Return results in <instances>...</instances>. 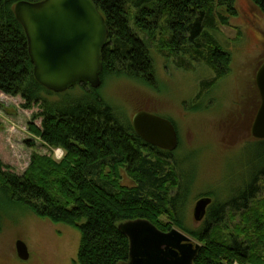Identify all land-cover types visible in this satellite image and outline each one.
<instances>
[{
    "label": "trees",
    "instance_id": "trees-1",
    "mask_svg": "<svg viewBox=\"0 0 264 264\" xmlns=\"http://www.w3.org/2000/svg\"><path fill=\"white\" fill-rule=\"evenodd\" d=\"M17 1L0 0V93L19 96L23 109L37 106L31 119H40V125L30 122L28 131L63 154L55 160L34 152L21 174L0 168L3 194L38 218L78 231L74 264L126 262L128 240L117 224L133 219H146L161 231L173 226L196 240L200 247L192 264H264V192L259 194L264 169L235 196L211 201L196 229L186 228L184 194L174 167L163 158L170 152L145 143L97 96L69 106L48 102L53 92L33 77L26 37L13 13ZM93 2L108 30L100 80L114 74L154 86L151 46L179 67L187 69L189 59L213 72L196 96L228 73L230 54L210 31L228 26L237 13L234 0ZM250 2L264 14V0ZM121 171L131 185L121 182Z\"/></svg>",
    "mask_w": 264,
    "mask_h": 264
},
{
    "label": "rangeland",
    "instance_id": "rangeland-1",
    "mask_svg": "<svg viewBox=\"0 0 264 264\" xmlns=\"http://www.w3.org/2000/svg\"><path fill=\"white\" fill-rule=\"evenodd\" d=\"M234 6L237 13L229 18L228 26L210 31L230 54L229 71L199 96L200 82L212 78L213 72L189 59L187 69L179 67L152 46L154 86L123 75L103 74L96 88L77 84L46 96L48 102L60 106L89 102L97 96L122 124L131 123L132 115L141 110L170 120L178 143L163 158L177 174L185 202L182 222L188 229H196L203 220L192 218L197 198L209 196L214 203L224 202L264 169V139L250 135L259 105L254 76L264 62V14L250 0H234ZM22 102L19 96L0 93V168L15 174L22 173L34 152L55 160L61 158L55 153L63 154L60 148L44 146L30 134L28 123L40 125V119H31L39 108L23 109ZM27 140L33 145L26 144ZM120 174L123 184H132L123 171ZM259 184L263 186L261 194L264 179ZM16 240L24 242L27 259L17 257ZM78 241L75 229L38 218L0 190V264H74Z\"/></svg>",
    "mask_w": 264,
    "mask_h": 264
},
{
    "label": "water",
    "instance_id": "water-1",
    "mask_svg": "<svg viewBox=\"0 0 264 264\" xmlns=\"http://www.w3.org/2000/svg\"><path fill=\"white\" fill-rule=\"evenodd\" d=\"M13 13L23 28L37 83L53 93L77 84L100 85L101 51L108 30L93 0H19ZM254 83L259 105L250 135L264 139V62L256 70ZM131 126L153 147L167 152L177 147L175 127L167 118L141 110L132 115ZM210 203L209 196L195 200V222L204 218ZM117 228L128 240V258L123 264H192L200 247L176 227L161 231L146 219L121 221ZM15 251L19 259H27L23 241H15Z\"/></svg>",
    "mask_w": 264,
    "mask_h": 264
},
{
    "label": "built area",
    "instance_id": "built-area-1",
    "mask_svg": "<svg viewBox=\"0 0 264 264\" xmlns=\"http://www.w3.org/2000/svg\"><path fill=\"white\" fill-rule=\"evenodd\" d=\"M57 153H58V152H57ZM55 156H56L57 158H60V157H61V151H60V155H58V154L55 153Z\"/></svg>",
    "mask_w": 264,
    "mask_h": 264
}]
</instances>
